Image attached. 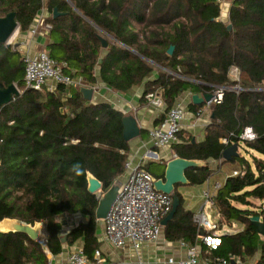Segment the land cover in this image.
I'll use <instances>...</instances> for the list:
<instances>
[{
  "label": "trees",
  "instance_id": "1",
  "mask_svg": "<svg viewBox=\"0 0 264 264\" xmlns=\"http://www.w3.org/2000/svg\"><path fill=\"white\" fill-rule=\"evenodd\" d=\"M41 11L48 12L51 30L37 50L46 51L65 75L83 85L96 83V71L114 93L143 85L139 104L153 94L164 103V112L187 92L202 97L213 88L239 87L238 92L225 91L211 109L214 118L202 142L179 134L171 150L176 158L205 164L185 170L188 187L201 188L222 166L237 172L224 178L213 202L217 226L234 224L241 230L223 236L215 251L202 248V257L242 262L258 257L264 264V238L251 224L259 217L255 204L264 202V0L235 1L226 22L216 0H0V18L14 13L21 37ZM100 39L106 41L105 49ZM233 67L239 71L238 83L229 79ZM23 76V56L0 45V86L15 85L20 92L0 109V222L42 224L37 241L0 232V264H47L44 248L57 256L64 246L79 242L92 262L101 247L95 211L111 187H120L126 170L124 114L107 103L88 102L79 88L27 90ZM203 107L190 103L189 110L197 114ZM164 118L165 113L154 126ZM245 128L256 134L253 141L240 140ZM233 145L236 155L224 161L223 152ZM211 160L220 161L215 170L207 163ZM164 166L157 175L148 164L141 168L157 180L163 178ZM88 175L100 183L97 193L87 191ZM180 186L174 189L179 205L163 235L167 242L193 247L199 243V228ZM77 213L87 222L61 234V218Z\"/></svg>",
  "mask_w": 264,
  "mask_h": 264
},
{
  "label": "built area",
  "instance_id": "2",
  "mask_svg": "<svg viewBox=\"0 0 264 264\" xmlns=\"http://www.w3.org/2000/svg\"><path fill=\"white\" fill-rule=\"evenodd\" d=\"M235 1L237 0H216L221 11L220 18L225 13L227 21L229 8ZM48 17V12L41 11L29 27L27 36L45 38L51 30V25L46 22ZM19 45L24 51L23 83L25 89L35 92L43 90L53 92L58 86L75 88L81 84V80L79 81L77 77L65 75L62 67L46 51L32 49L22 42ZM229 79L232 82H239L237 68H230ZM239 90L238 86L213 88L211 99L204 104V107L212 109L222 102L225 91L238 92ZM179 98L170 110L163 111L164 120L148 131V139L153 148L170 149L178 142L181 122L185 115V108L178 102ZM146 101L159 110L165 108L162 100L153 94H148ZM200 113L201 110L196 115ZM255 138L256 134L251 128H245L240 136L241 141H253ZM221 143L226 144V141L221 140ZM174 158L176 156L172 154V159ZM215 162L217 166L220 165V161ZM141 166L130 169L125 181L120 185L117 196L103 219L102 230L97 235L101 247L95 250L93 261L87 260L81 245L74 244L57 256H51L44 248L48 259L47 264H144L140 255L141 249L144 245L154 244L159 240L163 229L161 222L172 210L173 199L171 195L154 189L156 179L145 172ZM125 167L129 168L127 162ZM236 175V171L230 174V176ZM221 186L222 182L211 183L209 180L203 184L199 195L202 205L200 210L193 215V220L204 235L199 237L197 246L189 247L178 243L185 250L184 257L178 259L167 257L166 264H231V261L219 257H202V248L208 252L215 251L223 236L235 235L240 231L234 224L217 226L218 216L213 199ZM258 212L260 221L264 223V207ZM232 261L233 264H244L239 259ZM247 264L261 263L255 257Z\"/></svg>",
  "mask_w": 264,
  "mask_h": 264
},
{
  "label": "crops",
  "instance_id": "3",
  "mask_svg": "<svg viewBox=\"0 0 264 264\" xmlns=\"http://www.w3.org/2000/svg\"><path fill=\"white\" fill-rule=\"evenodd\" d=\"M22 43H25L26 46L29 45L28 47L37 50V48H42L45 45L46 40L42 37H36L29 38ZM25 47H23V49ZM95 74L97 76L95 84L86 86L81 83L79 78H77L81 84L75 88H79L83 97L90 103L104 102L111 105L114 109L123 112L124 116H132L140 128L139 137L129 142V154L126 161L129 164V168H126L125 173L119 178L120 185H122L125 181L130 169L136 168L138 165L152 164L158 167L166 165L167 162L172 159L173 152L171 148L161 150L153 148L150 140L148 139V131L154 126L155 121L163 114L164 108L159 110L147 101L142 106L139 104L143 93V85L133 87L125 94L114 93L99 80L97 71ZM192 95V93L187 92L178 100L182 107L185 108V115L181 122V131L179 134L181 139L191 137L192 140H194V143H199L204 139L205 128L210 123L212 110L211 108L207 109L203 107L199 115L190 112L189 105L191 103ZM207 163L211 169L215 170L217 168L215 161L211 160ZM163 168L165 169V166ZM231 171L232 166H222L221 171L213 176L209 181L211 183H223L224 178L231 174ZM221 179L222 181H219ZM185 187L188 186L178 187V192L183 196L186 208L196 213L200 210L202 202L199 195L189 194ZM185 190L187 193H185ZM87 220V217H84L79 213L62 217L61 234H67L72 228L76 227V225L79 223H86ZM97 222L98 235L102 230L103 220H97ZM237 227L241 230V226ZM77 244L82 246V242ZM67 247L68 246H64L63 251ZM184 254V248H181L178 243H170L164 239L163 229L157 243L144 245L140 252L144 264H166L165 260L167 257H174L178 259L184 257ZM247 262H244V264H247Z\"/></svg>",
  "mask_w": 264,
  "mask_h": 264
},
{
  "label": "water",
  "instance_id": "4",
  "mask_svg": "<svg viewBox=\"0 0 264 264\" xmlns=\"http://www.w3.org/2000/svg\"><path fill=\"white\" fill-rule=\"evenodd\" d=\"M71 7V3H69ZM53 18L59 16L57 10H53ZM19 31L18 23L15 19V14L10 13L4 18H0V45L10 44L9 41L14 36L16 32ZM102 48L107 47L105 40L100 39ZM173 51V47H170L168 54L170 55ZM20 94L19 90L15 85H10L7 88L0 86V109L10 103L13 97ZM211 99V94L205 96L192 95L191 103L193 104H205ZM214 118V113L211 112L210 119ZM123 139L126 142H130L140 135V128L138 127L135 119L132 116H123ZM194 143V140H192ZM238 151L237 145H233L223 152L222 159L224 161H230L231 156L236 155ZM205 164L199 161L184 160L181 158H174L167 162L164 169V174L162 179H157L154 183V189L156 191L162 192L167 195H171L173 199L172 210L161 222L162 227H165L167 222L172 218L175 213L179 201L174 195V189L177 185L186 186L188 181L185 178L184 172L189 168L202 167ZM101 188L100 183L93 178L91 175L87 176V191L91 194L97 193ZM118 186L111 187L101 198L98 203V207L95 211V218L97 220L105 219L107 213L109 212L111 205L113 204L117 196ZM251 224L255 228L258 235L264 238V223L260 221L259 217H253L251 219ZM42 224L36 223L34 225H29L19 220L4 219L0 222V232L1 233H21L26 235L30 240L37 241L41 237ZM204 233L199 231L198 236H203ZM65 238H61V243L64 244ZM231 264L233 261L231 260Z\"/></svg>",
  "mask_w": 264,
  "mask_h": 264
},
{
  "label": "rangeland",
  "instance_id": "5",
  "mask_svg": "<svg viewBox=\"0 0 264 264\" xmlns=\"http://www.w3.org/2000/svg\"><path fill=\"white\" fill-rule=\"evenodd\" d=\"M223 11V10H222ZM221 20L223 22H226V15L224 13L223 17L221 18ZM29 39V37L26 35L25 38L24 37H21V35H19V31L16 32L14 34V36L11 38V40L9 41L10 44H6V45H10L15 51H17L19 53V55L23 56L24 55V51L21 49L20 45L21 42L25 41ZM148 169L150 171V173H152L153 175H157L158 173H160V170H161V167H158L156 165H152V164H149L148 165ZM219 181H222L219 180ZM185 189H187V192L191 195L195 194V195H200V192H201V188H193V187H185ZM186 190H185V193H187ZM257 206V211H260L262 207H264V202H261V203H256L255 204Z\"/></svg>",
  "mask_w": 264,
  "mask_h": 264
}]
</instances>
